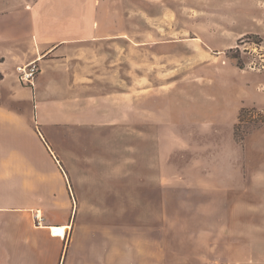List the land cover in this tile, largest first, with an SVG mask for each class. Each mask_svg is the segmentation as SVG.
Wrapping results in <instances>:
<instances>
[{
    "label": "rangeland",
    "instance_id": "1",
    "mask_svg": "<svg viewBox=\"0 0 264 264\" xmlns=\"http://www.w3.org/2000/svg\"><path fill=\"white\" fill-rule=\"evenodd\" d=\"M5 1L18 16L0 31L33 33L35 0ZM105 1L102 27L125 34L102 48L109 91L132 96L121 123L49 125L43 79L20 82L11 57L0 73L29 88L12 102L0 88V108L47 172L42 145L55 156L77 221L116 233L125 264H264V0Z\"/></svg>",
    "mask_w": 264,
    "mask_h": 264
},
{
    "label": "crops",
    "instance_id": "2",
    "mask_svg": "<svg viewBox=\"0 0 264 264\" xmlns=\"http://www.w3.org/2000/svg\"><path fill=\"white\" fill-rule=\"evenodd\" d=\"M8 3L0 0V27L18 16V10L5 9ZM50 4L49 0H35L32 4L38 7L28 21L35 25L33 33L15 35L10 31L6 35L0 31V57H4L0 67L9 57L18 62L17 66L38 64L35 80L43 79L45 95L41 96L46 102L51 101L54 108L55 119L49 125H91L100 123L103 116L121 123L119 118L127 115V101L131 104L132 96L130 89L109 91L110 81H117L110 68L115 70L116 66L110 67L108 53L102 48L108 38L112 39L109 46L116 48L122 43L116 38L125 34L102 27V5L106 1L61 0L59 13L49 14ZM5 43L8 49L3 48ZM123 43L126 46V40ZM11 75L14 71L0 73V88L5 90L1 97L10 102L29 88L17 81L9 83ZM30 89L37 94L36 84ZM12 91L17 92L15 97L10 94ZM20 130L19 115L0 108V264H125L123 259L131 253L116 250V233L77 221L80 210L72 206L57 160L46 151L36 129L32 136L49 156L52 167L48 172L43 166L44 158L38 159L26 150ZM37 210L44 218L42 227L33 223L32 212ZM48 227H59L60 234L66 232L67 239L52 237ZM97 238L104 241L106 250L85 252L86 242L91 241L93 247Z\"/></svg>",
    "mask_w": 264,
    "mask_h": 264
},
{
    "label": "built area",
    "instance_id": "3",
    "mask_svg": "<svg viewBox=\"0 0 264 264\" xmlns=\"http://www.w3.org/2000/svg\"><path fill=\"white\" fill-rule=\"evenodd\" d=\"M16 72L18 74V79L20 82L23 83H32V81L36 78L39 67L37 66L36 62H30L24 66H17ZM32 219L35 227H42L44 226V218L40 211L32 212ZM50 235L52 237H59L65 238L66 232L60 234L59 227H48Z\"/></svg>",
    "mask_w": 264,
    "mask_h": 264
},
{
    "label": "bare ground",
    "instance_id": "4",
    "mask_svg": "<svg viewBox=\"0 0 264 264\" xmlns=\"http://www.w3.org/2000/svg\"><path fill=\"white\" fill-rule=\"evenodd\" d=\"M58 231H59V230H58ZM63 233H64V232H63ZM63 233H62V234H63Z\"/></svg>",
    "mask_w": 264,
    "mask_h": 264
}]
</instances>
